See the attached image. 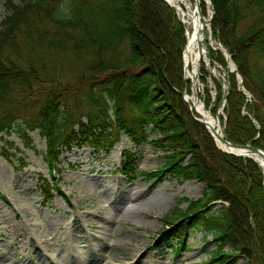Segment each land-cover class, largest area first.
I'll return each instance as SVG.
<instances>
[{"label":"trees","instance_id":"16d2710c","mask_svg":"<svg viewBox=\"0 0 264 264\" xmlns=\"http://www.w3.org/2000/svg\"><path fill=\"white\" fill-rule=\"evenodd\" d=\"M151 2L165 15L160 34L170 32L172 42L165 37L163 42L145 24L147 18L135 0H6L7 15L0 22V133L16 132L32 148L30 134L38 131L46 140L52 172L63 149L74 143L96 142L111 148L126 134L139 145L150 142L147 128L152 126L163 136L152 142L168 155L166 164L149 176L161 180L169 172L206 184L202 196L182 198L163 217L166 239L177 234L172 228L182 225L177 248L181 252L196 224L206 232L207 244H216L211 263L237 264L242 254L249 253L253 263L264 264L262 168L252 158L219 149L204 127V145L192 139L173 102L178 93L167 83L177 69L176 86L184 88L185 25L164 0ZM212 2L213 37L232 54L246 89L240 88L235 72L228 74L231 89L222 116L227 138L237 144L255 139L253 145L264 149V0ZM201 7L205 13L206 3ZM165 42L170 45L164 51ZM84 52L88 61L83 74L60 77L57 68L50 67L55 56L72 62L70 58L77 60ZM211 55L227 66L221 51ZM202 66L205 83L211 73ZM221 99L222 92L218 104ZM210 103L208 94L207 108ZM217 108L210 110L216 115ZM3 154L11 160L6 150ZM127 156L124 172L135 180L143 173L136 158ZM41 189L47 199L55 191L64 195L47 179ZM182 202L186 208L180 207ZM229 243H234L233 251L225 249Z\"/></svg>","mask_w":264,"mask_h":264},{"label":"rangeland","instance_id":"374dc122","mask_svg":"<svg viewBox=\"0 0 264 264\" xmlns=\"http://www.w3.org/2000/svg\"><path fill=\"white\" fill-rule=\"evenodd\" d=\"M5 2L0 0V22L7 15ZM135 2L138 11L147 18L145 24L155 30L154 34L163 42L164 37L172 42L170 32L161 30L160 34L164 12L151 0ZM170 42H165L162 50H169ZM86 54L77 60L70 58L72 62L55 56L50 67L57 68L60 77L83 74L87 72ZM221 70L225 76L227 66ZM173 71L167 78V83L178 93L173 102L192 139L203 146L202 127L209 131L195 119L192 105L184 99L185 93H191L192 84L189 89V81L184 79V88L180 89L176 86L177 69ZM209 78L204 83L200 75L203 86L199 96L206 105L209 94V109H213L218 105L217 96L223 90V82L212 86ZM221 123L225 128L226 119ZM147 133L150 142L139 145L126 134L111 148L96 142L74 143L71 148L63 149L52 172L46 160V140L38 131L30 134L32 148L26 147L16 132L0 133V264H121L135 261L140 252L146 254V261L140 258L136 264H218L210 262L216 244H207L206 232L196 224L189 229L181 252L177 248L182 225L172 228L177 234L169 241L162 232L167 226L163 217L182 198L202 196L206 184L184 180L169 172L161 180L155 175L149 176L166 164L168 152L152 142L163 138L158 131L149 126ZM127 154L136 158V167L143 173L133 181L124 172L129 162ZM43 179L57 184L64 195L55 191V196L48 200L41 189ZM136 194H139V210L128 212L129 197ZM247 204L250 203L247 201ZM180 207L186 208L187 203H180ZM93 245L98 249L94 251ZM225 249L233 251L234 243ZM250 257L249 253L242 254L237 264H259L253 263Z\"/></svg>","mask_w":264,"mask_h":264},{"label":"bare ground","instance_id":"6f19581e","mask_svg":"<svg viewBox=\"0 0 264 264\" xmlns=\"http://www.w3.org/2000/svg\"><path fill=\"white\" fill-rule=\"evenodd\" d=\"M166 3L176 11V14L180 21L185 25V37L186 43L182 53L183 59V68L185 70L186 78L192 81L193 91L191 94H186L188 102L193 106V108L201 113L202 118L204 119L206 126L213 133L214 138L218 145L222 149L232 150L235 152H240L237 148H228L222 142V137L224 138V127L221 121L218 119L217 114L215 115L210 109H208L205 105V102L200 98L199 93L202 91V83L200 80V75L202 71V64L204 63L208 70H210L211 78L210 81L214 82L213 77L217 78V72L219 71L222 76L221 67L218 65H213L210 57H212V51H222L221 47H219L218 42L217 45L214 42L213 32H211L210 19L212 15V7L210 6L208 1L199 0L201 3H206L207 11L204 13L202 11V7L200 5L203 16L201 15V11L197 9V0H165ZM170 6V7H171ZM216 41V40H215ZM234 68V63L231 62L229 66H227V72L225 71V76L231 72ZM217 75V76H216ZM254 161H256L262 168V172L264 175V155L254 154ZM144 193L142 191L139 192ZM126 194V193H125ZM139 194L132 195L129 197V202L131 206L128 205L126 210L131 212L132 210H139L137 207V198ZM94 251L97 250V246L93 245ZM146 254L144 252H140L137 255L135 261L125 262L123 261L121 264H134L138 259L142 258L143 261H146ZM107 264H115V263H107ZM136 264V263H135Z\"/></svg>","mask_w":264,"mask_h":264},{"label":"water","instance_id":"95a60500","mask_svg":"<svg viewBox=\"0 0 264 264\" xmlns=\"http://www.w3.org/2000/svg\"><path fill=\"white\" fill-rule=\"evenodd\" d=\"M165 1V0H164ZM197 9H199L201 11V8H200V1L197 0ZM205 2L208 1L210 6L212 7V15H211V19H210V25H211V22H212V19L214 17V14H215V7H214V4L212 2V0H204ZM167 2V1H165ZM171 6V5H170ZM173 7V6H171ZM201 15L203 16L202 14V11H201ZM218 45L219 47H221V50L225 53L226 55V60H227V63H228V66L230 65V63L232 62V54L229 52V50L220 42V40L218 41ZM211 60V58H210ZM234 63V62H233ZM231 72H237V76L239 78V82H240V87L245 91V87H244V84H243V76L240 74V72L237 70V67L234 63V68L231 70ZM184 73H185V70H184ZM218 75H221L220 72L218 71L217 72ZM223 76V74H222ZM184 79L187 81L188 79L186 78V74H184ZM223 80H224V83H225V86H224V92H223V95H222V99L219 103V110H218V119L221 120V117H220V114L222 113V111L224 110V107H225V103L227 101V96L230 92V82L228 80V78L226 77H223ZM191 91H193V85H192V88H191ZM184 99L188 102V99L186 97V93L184 94ZM248 99H250V95L248 96ZM194 111V110H193ZM196 111V110H195ZM200 117L196 116L194 114V117L197 121L201 122L202 124L205 125V127L208 129L209 133L214 137L213 133L209 130V128L206 126V123L204 121V119L202 118V115L201 113H199L198 111H196ZM224 133H225V129H224ZM215 139V138H214ZM222 142L223 144L228 147L229 149L230 148H237L240 150V152H235V151H232V150H227V149H222L218 143V147L226 152V153H230V154H235V155H240V156H244V157H249V158H252L254 159L253 155L254 154H260V155H264V149L263 148H260V147H256L253 145V142L254 140H251L249 143L247 144H237L233 141H231L230 139L227 138L226 136V133L224 135V138L222 137ZM261 165V164H260Z\"/></svg>","mask_w":264,"mask_h":264}]
</instances>
